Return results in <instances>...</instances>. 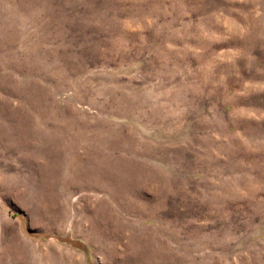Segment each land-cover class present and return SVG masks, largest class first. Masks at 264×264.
I'll return each instance as SVG.
<instances>
[{
	"label": "rangeland",
	"instance_id": "1",
	"mask_svg": "<svg viewBox=\"0 0 264 264\" xmlns=\"http://www.w3.org/2000/svg\"><path fill=\"white\" fill-rule=\"evenodd\" d=\"M0 264H264V0H0Z\"/></svg>",
	"mask_w": 264,
	"mask_h": 264
},
{
	"label": "bare ground",
	"instance_id": "2",
	"mask_svg": "<svg viewBox=\"0 0 264 264\" xmlns=\"http://www.w3.org/2000/svg\"><path fill=\"white\" fill-rule=\"evenodd\" d=\"M258 112H259V111H258ZM258 112H257V113H258ZM255 124H256V123H255ZM256 127H257V126H256ZM258 127H260V126H258ZM255 130H257V129H255ZM259 130H260V129H259ZM254 133H255V132H254ZM262 134H263V133H262ZM261 136H262V135H261ZM253 148H254V147H253ZM254 149H255V148H254ZM259 153H260V152H259Z\"/></svg>",
	"mask_w": 264,
	"mask_h": 264
}]
</instances>
